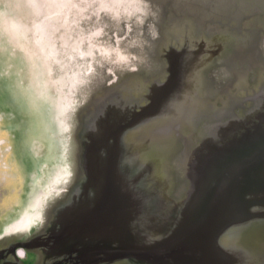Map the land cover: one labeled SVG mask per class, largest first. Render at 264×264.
<instances>
[{"label":"water","instance_id":"1","mask_svg":"<svg viewBox=\"0 0 264 264\" xmlns=\"http://www.w3.org/2000/svg\"><path fill=\"white\" fill-rule=\"evenodd\" d=\"M115 7L66 42L65 167L13 225L48 215L33 264H264V0Z\"/></svg>","mask_w":264,"mask_h":264},{"label":"rangeland","instance_id":"2","mask_svg":"<svg viewBox=\"0 0 264 264\" xmlns=\"http://www.w3.org/2000/svg\"><path fill=\"white\" fill-rule=\"evenodd\" d=\"M117 2L0 0V214L7 225L38 187L56 186L65 167L66 42L73 48L83 39L82 26L92 30L111 20L108 10ZM40 27L61 49L59 63L38 51Z\"/></svg>","mask_w":264,"mask_h":264},{"label":"flooded vegetation","instance_id":"3","mask_svg":"<svg viewBox=\"0 0 264 264\" xmlns=\"http://www.w3.org/2000/svg\"><path fill=\"white\" fill-rule=\"evenodd\" d=\"M55 196V195H54ZM59 195L52 198L51 201L48 199V203L43 204L41 207L42 212L45 211V209H49L58 201ZM45 202V201H44ZM40 209H37L36 219H32L35 223V226H33L30 231L26 232V229H24V226L22 225L20 230L18 228H14L13 225L17 224L18 221L22 220V215H18L17 219L10 224H6V215L0 214V252L7 250L9 251V256L7 258H4L1 260V263H4L6 261H16L19 260L20 262L24 264H33L36 262V260L39 257L38 250L32 249L26 246H23V244H29V240H31L34 237L42 236L45 233L42 232V228L45 226V218H47L46 213H40ZM25 230V231H24ZM22 249V253L19 254V250Z\"/></svg>","mask_w":264,"mask_h":264},{"label":"bare ground","instance_id":"4","mask_svg":"<svg viewBox=\"0 0 264 264\" xmlns=\"http://www.w3.org/2000/svg\"><path fill=\"white\" fill-rule=\"evenodd\" d=\"M1 100H2V98H1ZM3 130H4V128H3V126H1V124H0V132L3 134ZM2 144H4V142L2 141V140H0V146H2V149H3V147H4V145H2ZM6 150H7V148H6ZM3 151V150H2ZM11 153H8V155H10ZM22 157V159H23V155L21 156ZM15 160V159H14ZM16 166H18L17 165V163H16Z\"/></svg>","mask_w":264,"mask_h":264},{"label":"clouds","instance_id":"5","mask_svg":"<svg viewBox=\"0 0 264 264\" xmlns=\"http://www.w3.org/2000/svg\"><path fill=\"white\" fill-rule=\"evenodd\" d=\"M21 253H22V249L19 250V254H21Z\"/></svg>","mask_w":264,"mask_h":264}]
</instances>
